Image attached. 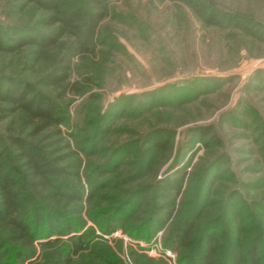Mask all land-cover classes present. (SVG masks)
I'll list each match as a JSON object with an SVG mask.
<instances>
[{
  "label": "rangeland",
  "instance_id": "obj_1",
  "mask_svg": "<svg viewBox=\"0 0 264 264\" xmlns=\"http://www.w3.org/2000/svg\"><path fill=\"white\" fill-rule=\"evenodd\" d=\"M58 1L74 9L84 0ZM192 1L218 24L183 0H105L102 44L69 73L88 89L62 95L40 84L56 49L30 69L28 48L5 50L24 33L54 35L49 14L0 0V80L32 83L66 116L35 135L18 115L3 117L0 104L8 166H18L8 136L19 137L82 192L69 205L82 216L37 227L27 261L0 230V264H196L200 255L244 264L252 244L264 264V0ZM73 219L83 224L65 229ZM186 221L193 228L179 243L173 233Z\"/></svg>",
  "mask_w": 264,
  "mask_h": 264
},
{
  "label": "trees",
  "instance_id": "obj_2",
  "mask_svg": "<svg viewBox=\"0 0 264 264\" xmlns=\"http://www.w3.org/2000/svg\"><path fill=\"white\" fill-rule=\"evenodd\" d=\"M22 7L33 5L36 9L48 13L45 20L47 26H55L54 35L24 33L12 38L13 44L5 50L14 52L28 48L27 68H32L50 49H56L58 56L49 73L44 75L40 84L44 87L60 89L62 95H80L88 89V81H70L69 73L74 59L90 58L102 43L99 28L105 19L103 8L105 0H84L83 5L74 9H64L58 0H20ZM175 1V0H158ZM198 18L209 25H217L218 17L213 11L207 12L195 5L192 0H183ZM1 49V48H0ZM3 50V49H1ZM0 104L2 116L7 118L18 115L24 127H30L32 133L38 135L51 127L66 124V116L61 106L49 95L36 89L35 85L17 78L0 80ZM206 128L201 133L206 134ZM153 138L155 146L164 143ZM10 145L16 151V165H9L2 149L3 138L0 136V230L18 240L25 249L27 261L34 252V230L37 227L49 229L58 218L66 217L67 213L82 216L81 208L72 212L69 205L80 201L81 191L67 184V171L56 167L55 160L50 162L43 149L19 137L8 136ZM47 203L48 206H44ZM69 207V208H68ZM61 224V223H60ZM58 224V225H60ZM83 224L73 219L65 229H75ZM61 226V225H60ZM192 223L186 221L173 233L179 243L185 241L191 231ZM206 227L205 235L207 230ZM204 235V237H205ZM1 242V239H0ZM255 247L253 244L246 250L244 264H256ZM196 264H209L205 255H200Z\"/></svg>",
  "mask_w": 264,
  "mask_h": 264
}]
</instances>
